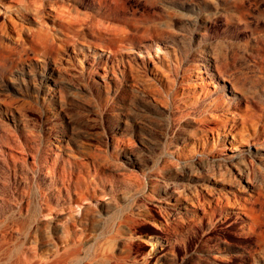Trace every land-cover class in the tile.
<instances>
[{
  "label": "rangeland",
  "instance_id": "obj_1",
  "mask_svg": "<svg viewBox=\"0 0 264 264\" xmlns=\"http://www.w3.org/2000/svg\"><path fill=\"white\" fill-rule=\"evenodd\" d=\"M52 1L125 37L56 33L45 51L39 19L0 0V264H264V165L240 178L189 91L200 75L230 101L229 79L264 104V0ZM250 184L246 220L187 206Z\"/></svg>",
  "mask_w": 264,
  "mask_h": 264
},
{
  "label": "bare ground",
  "instance_id": "obj_2",
  "mask_svg": "<svg viewBox=\"0 0 264 264\" xmlns=\"http://www.w3.org/2000/svg\"><path fill=\"white\" fill-rule=\"evenodd\" d=\"M15 3L23 9L22 16L24 15L25 18H29L28 15L31 14L34 18L39 19L38 24L45 31L40 36L42 42H40L39 46L43 44L42 49L44 48L45 51L52 50L56 47V33L59 34L60 38H64L65 41L77 39L79 32L85 28H88L97 35L125 37L123 33L126 30L122 25L112 23L101 17L92 16L88 13H81L73 9L66 2L52 0H15ZM48 15H51L52 19H55L53 25L46 24L44 18ZM118 41L124 42L121 39ZM206 66L210 68L212 65L206 64ZM196 68L194 70L195 72L202 73V67ZM199 76L196 75L201 81L194 82L190 86L192 88L190 90L188 89L192 93L191 101L196 103L203 100V98L204 100L205 98L209 99L210 121L216 125L211 128V132L213 135H219V130H224L225 140L231 145L228 148L231 153L226 152L223 154V158L227 161L229 167L234 169L237 175L244 181L258 183L262 171L260 166L264 165V104L255 103L256 101L252 102L243 96H238L237 90L234 89L229 79H223V86L230 95V101L219 91L209 94L207 92L209 89L208 84L204 81L203 77ZM242 146H247V148L241 150ZM192 175L194 176L195 173H192ZM210 181H213L212 177H210ZM250 185L252 186V184ZM252 187L255 190L249 188L244 190V193L242 192L243 194L241 195L233 192L231 196L226 198L221 196V194L215 196V188L209 187L207 196L204 199H199L197 204L191 200L187 206L192 207L191 210L194 214H198L200 205L203 213L211 217L215 206L226 205L229 212L234 211L237 217L244 219L251 218L255 213V203L263 195L260 187Z\"/></svg>",
  "mask_w": 264,
  "mask_h": 264
}]
</instances>
